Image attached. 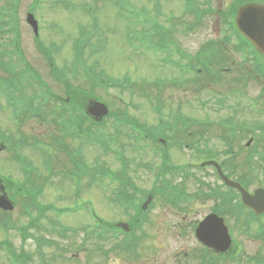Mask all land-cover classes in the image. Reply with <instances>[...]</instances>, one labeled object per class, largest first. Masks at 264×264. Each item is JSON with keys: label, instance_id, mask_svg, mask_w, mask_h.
<instances>
[{"label": "rangeland", "instance_id": "1", "mask_svg": "<svg viewBox=\"0 0 264 264\" xmlns=\"http://www.w3.org/2000/svg\"><path fill=\"white\" fill-rule=\"evenodd\" d=\"M117 1L114 0L112 3L110 0H101L94 5L93 0H38L37 3L35 0H6V9L15 7L16 18L14 19L18 24L22 57L34 66L31 67L32 69L46 77L48 66L43 61H38L41 60V57L36 52L33 33L25 22L27 9L31 6L34 7L33 13L40 28L38 40L44 46L54 43L59 47L53 56H55L56 63L62 67L64 64L69 65L68 62L71 60V43L76 37L77 26L89 23V18L82 7L83 4L86 3L93 8L96 6L94 10L97 11L100 32L106 37L107 43L103 52L98 53L91 60H98L99 68L103 69L105 77H116L121 73H127L137 85L142 77H148L150 80L156 78L161 81L160 86H153L148 91L150 97L160 101L163 108L161 113L165 121L179 111L184 116L202 119L210 124L220 123V120L239 123L234 134L228 137V139H233L232 146L235 156L228 155L227 158L235 161L238 171L243 170L244 165L251 166L250 176L253 178L251 189L257 187L258 184L264 186V163L263 168L258 166L256 157V151L264 149V130L259 129L264 125V89L260 83L254 82L248 77L245 70L240 67L241 64H244L246 68H249V62H247L246 56L235 51V40L232 37L226 38L227 29L220 27L219 22L217 24L214 20H204L207 26L185 32L179 23H175L171 28L173 42L180 45L179 48L185 52L194 54V50L198 49L196 47L206 38L219 37L224 41L223 43L218 41L216 44L208 46L214 52V65L208 64L211 72H205L203 69L198 71L197 69V73L191 70L177 74L176 69L158 64L154 58L150 57V52L142 55L143 48L137 43H134L133 48L130 47L123 34L126 26L127 28L141 29L144 25H148L142 17H147L148 14L155 15L154 13L157 11L154 6L155 0H123L125 3L123 11L121 6L117 5ZM190 1L194 5L199 2L198 0ZM232 1L234 0H217V3L214 1L213 4L222 10H227L228 4ZM158 2V11L161 13L157 18L164 25H167L165 21L167 16L186 17L183 13L184 0H158ZM4 4L5 2L1 0L0 7H3ZM70 6L72 7L68 8ZM128 9L130 12H147V14L138 18L134 15H131L130 18L121 17L124 14L126 17L129 16ZM14 55H12L13 60H17ZM17 67L24 68L20 62ZM14 68L16 69V66ZM215 68L220 71L226 70V73L222 74ZM0 74L2 75L1 70ZM185 76H190L192 81L185 84L184 87L172 85L173 82H179ZM261 83L264 84V81ZM49 84L53 92H60L52 82ZM26 86L35 87L36 84ZM25 90L32 91L33 89L26 88ZM93 91L107 101L113 111L127 107L128 114L140 123L155 125L158 122L159 116L151 111L147 97L142 98L139 93L129 100V93L125 90L120 93L117 87L96 85L93 87ZM6 121V112L0 111V136L2 134L6 136V131L17 135L23 127L24 132L38 134L37 136L42 142L48 143L50 135L54 131L50 124H40L39 121L30 120L23 123L16 132V127ZM111 123H113L112 119L105 120L103 129L105 128L107 133H113L110 127ZM198 129L204 130L203 137L209 140L207 146L211 150H215L220 158L224 157L225 145L222 142V137L226 136L222 134L225 132H221L218 126L207 128L200 126ZM197 133L198 130L194 133L195 137ZM249 138H252V143L246 147L244 144ZM71 140L67 139L68 142ZM3 144L5 145L4 142ZM32 150H36V152ZM81 150L88 160H93L97 155L104 159L97 148L90 147L86 143L82 145ZM22 151L34 160V165L38 166V171L41 172L39 159L44 154L42 148L33 149L29 146L24 147ZM9 156L10 152L6 151V145L2 147L0 145V177L4 180H6V174H9L8 172L11 170L13 172L10 174L15 178L20 176V173H16L14 170V164ZM128 157L132 161L131 170L135 171L136 163L140 158L131 154ZM194 159L195 155L185 147L174 150L172 156L173 162L183 166ZM106 162L112 164L111 158H106ZM54 163L62 164V156H55ZM54 167L58 168L55 165ZM208 170L210 173L209 167L204 171ZM146 175L147 172L143 171L144 178ZM214 180L216 181L215 178ZM216 183L219 185L217 181ZM141 185L146 188V179L142 180ZM185 187L188 192L203 190L197 186L193 179L183 183V188ZM81 190L84 194L83 198L85 199L86 196L92 198L96 213L109 224L118 219L126 221L131 217L109 202L107 196L111 193L107 187L97 184L88 185L85 181L82 183ZM221 190L223 189L221 188ZM97 191L100 192V196L95 193ZM9 194L12 195L10 192ZM72 199L73 194L68 180L62 181L57 178H53L50 184L44 187V192L37 197V202L39 204L53 203L55 209L69 208V211L48 210L40 214L36 208L28 206V213H24L23 200L17 196L15 207L11 212L8 214L0 212V221L10 223L5 230L0 228V241L5 240L16 250H24L31 254L32 260L29 264H189L192 262L198 264L205 253L192 237L189 227L191 224L185 222L182 216L171 213L169 208L159 203H155V206L150 208L148 221L136 232L138 239L135 245H138L136 251L139 255L133 256L126 251H118L115 244L120 237H111L106 241H100L87 236L92 219L85 209L80 210L83 202L81 200L74 202ZM76 205L77 208L72 212L71 206ZM218 205H220L219 200L213 206L212 201L206 202L203 198H199L193 204H185L186 207L184 206L185 209L182 211L189 214L190 219H194L209 213L212 208H216ZM246 217L245 212L230 213L225 216V222L232 238L230 251L232 258L223 256L218 261L215 260L208 264H260L259 262L262 260L260 257L264 256V238H259L261 233L256 236L255 234L260 226L264 227V217L250 223L247 222ZM58 223L61 226L73 228V231H67L64 236H60L53 229L54 225ZM30 225L31 227H28ZM22 229L28 231L25 233L27 234L26 238H23ZM39 247L42 252L41 258L36 254L40 250ZM60 256L61 258H59ZM51 257H55L54 260H51ZM43 258L45 262L42 261ZM0 264H8L6 253L1 247Z\"/></svg>", "mask_w": 264, "mask_h": 264}, {"label": "water", "instance_id": "2", "mask_svg": "<svg viewBox=\"0 0 264 264\" xmlns=\"http://www.w3.org/2000/svg\"><path fill=\"white\" fill-rule=\"evenodd\" d=\"M250 7L253 8L252 11L248 12V16L245 15V12L240 13L243 17H238V24L244 35L264 54V5H253ZM30 19L31 16H28V20ZM91 110L93 112L106 113L105 107L99 103H95ZM212 164L217 167V171L224 182L240 192L244 204L252 208L256 213L264 212V188L256 189L253 194H250L239 183L226 178L216 163L212 162ZM0 206L12 208L10 203L2 197H0ZM196 235L202 242L214 247L217 251L225 250L230 244V238L222 219L214 215L208 216L199 224Z\"/></svg>", "mask_w": 264, "mask_h": 264}, {"label": "flooded vegetation", "instance_id": "3", "mask_svg": "<svg viewBox=\"0 0 264 264\" xmlns=\"http://www.w3.org/2000/svg\"><path fill=\"white\" fill-rule=\"evenodd\" d=\"M264 3V0H248L245 3ZM177 127H183L184 124H178ZM209 140L208 139H180L179 144L182 147H185L189 149L190 151H193L194 154L200 155L202 152L210 153L211 151L208 149L203 148V145L206 144ZM179 145L175 144L173 147H177ZM193 147V148H190ZM174 150H176L174 148ZM231 152H233L231 150ZM166 168V167H164ZM163 176L164 179L161 182L157 181V177ZM156 178H154V175L147 172V175L143 176V170L142 166L140 164L136 165L135 171H124V170H118L117 171V180L119 181L118 185H120L121 192L123 194L124 191L131 190L133 191L134 201L137 203L139 200V196L141 193H144V195L148 193L150 190L153 192L155 188L162 189L167 197V204L166 207H169L170 211L173 208H178L179 210L185 209V204H193L198 199V192H188L186 187L183 188V183H187L189 180H187V173H174L169 172L166 170L162 171V175H158ZM142 178V179H141ZM146 179V188H144L141 185L142 180ZM195 182V181H194ZM215 195V192L212 194L207 193L206 199L214 201L213 196ZM124 202L129 203L130 198L128 196L123 197ZM145 200H141L139 202V207L142 206ZM163 202L162 199H160V203ZM151 205V203L148 205V207ZM185 206V207H184ZM147 207V208H148ZM173 212H176L175 210ZM182 219L189 223L193 224L194 219H190V215L187 213L182 212ZM198 219V218H197ZM196 219V220H197ZM187 220V221H186Z\"/></svg>", "mask_w": 264, "mask_h": 264}, {"label": "trees", "instance_id": "4", "mask_svg": "<svg viewBox=\"0 0 264 264\" xmlns=\"http://www.w3.org/2000/svg\"><path fill=\"white\" fill-rule=\"evenodd\" d=\"M92 16H94L93 13H91ZM92 19L94 20L93 25L91 26V31L90 32H86L83 29L79 30V34L78 37L76 38V42H74L73 48H74V54H73V61H72V68L70 67V74L73 75L75 80H80V74L81 76L84 78H87L88 80H90L91 84H95L97 85L100 81L95 78V76L92 73H95L94 71L97 70L95 63H91L89 64L90 66L87 65L86 59H81L79 61V56H82L83 50L85 53H90L91 56H87V59L92 58L95 56V53L98 54L100 53V48H104V46L106 45V37L102 34L101 36L98 35L97 38L93 37V39L91 40L92 34L95 30H97L98 26H97V20L96 18L92 17ZM160 36V39L158 40V44L161 47H164L166 44V40L164 38V35L162 32H158ZM146 35L147 37H152L151 31L148 30V28H146L140 35L141 39L143 41H145L146 39ZM79 43L82 45L83 50H80V45ZM158 47V46H156ZM167 48V47H166ZM69 69V68H68ZM83 73H82V71ZM101 74V73H99ZM103 81V80H101ZM87 83V82H86ZM115 83V82H113ZM88 85V89L84 88L83 86H79L81 88H83V91H80V89L75 88L76 95L81 97H86V98H94V95L92 94V90L93 88H91V86L87 83ZM115 85V84H113ZM138 89L140 90V86H138ZM88 92V93H86ZM181 120V118H179ZM180 122H184L186 124L192 122L191 119L185 120V118H183ZM224 132V131H221ZM211 151V150H210ZM231 164L234 166L232 168V174L234 176V178H236L238 181H240L243 185L248 186L249 183H253V178L250 176V169L251 166L248 167V169H246V165H244L243 170L238 171L237 170V166L234 162H231ZM231 173V172H230ZM240 207L238 205H236V210H238ZM262 231H264V229H261ZM264 261V260H263ZM21 263L24 262V260L20 261Z\"/></svg>", "mask_w": 264, "mask_h": 264}]
</instances>
